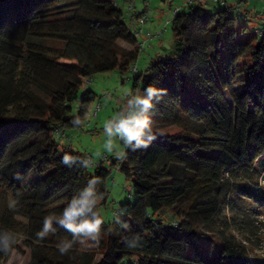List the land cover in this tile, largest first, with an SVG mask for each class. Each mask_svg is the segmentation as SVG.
Listing matches in <instances>:
<instances>
[{
  "label": "trees",
  "instance_id": "obj_1",
  "mask_svg": "<svg viewBox=\"0 0 264 264\" xmlns=\"http://www.w3.org/2000/svg\"><path fill=\"white\" fill-rule=\"evenodd\" d=\"M249 1L174 7L170 49L133 72L141 95L149 85L166 90L151 113L156 136L112 162L133 196L115 221H103L98 243L76 238L62 255L57 244L73 235L53 220L55 231L38 240L44 217H59L93 177L98 211L110 172L57 139L83 126L94 75L136 63L149 40L134 31H144L137 19L147 12L118 0H0V232L16 241L0 264L15 256L13 264H260L221 225L236 198L264 207V22L249 27L257 21ZM208 4L219 8L208 12ZM137 235L138 247L127 248Z\"/></svg>",
  "mask_w": 264,
  "mask_h": 264
},
{
  "label": "rangeland",
  "instance_id": "obj_2",
  "mask_svg": "<svg viewBox=\"0 0 264 264\" xmlns=\"http://www.w3.org/2000/svg\"><path fill=\"white\" fill-rule=\"evenodd\" d=\"M118 3L122 8L128 9L127 2L124 4L122 0H118ZM130 3V11L147 12L149 20L144 24V32L146 33L147 27L150 30L157 29L149 33L156 34L163 31L162 37H155L149 42H145V46L139 49L136 63L130 65L125 73L121 74L116 70L94 75L89 81L88 90L96 95V100L90 107L83 126L67 130L64 133L65 138L57 139L60 146H67L73 151L89 157L91 167L101 164L102 167L109 170V177L105 183L106 200L98 207V212L105 223L115 221L114 214L118 212L119 205L127 202L129 195L133 196L131 181L124 178L112 164L113 160H119L115 153L120 150L124 151L123 142L114 138L113 153H109L105 149V143L108 140L104 131L105 121L110 120L115 113L123 111L131 95L141 94L139 89L133 87V79L136 75L132 68L140 74L145 71L157 54H162L170 49L173 37L171 25L166 21H171L174 7L182 4L180 0L173 1L171 4L173 9L170 12L168 3L162 2V0H130ZM205 8L208 12H214L219 6L208 4L205 5ZM247 8L251 10L252 17L257 18V21L250 22L249 25L251 29H254L252 26L255 25V22H264V0H250ZM141 39L143 38L138 40ZM118 44L125 49H130L126 44ZM49 45L55 46L54 43H49ZM97 105L98 109L96 110ZM72 107L73 114H76L79 110V100L74 102ZM260 160L264 161V156ZM255 166L258 168L257 164ZM258 169L264 170V166H260ZM260 174L257 181L259 185L261 184L260 186L264 187V171H261ZM232 203L233 208L225 209L221 225H229L231 235L248 249L250 257L256 259L260 264H264V207L243 198H236ZM12 260L11 264L19 259L15 256Z\"/></svg>",
  "mask_w": 264,
  "mask_h": 264
},
{
  "label": "clouds",
  "instance_id": "obj_3",
  "mask_svg": "<svg viewBox=\"0 0 264 264\" xmlns=\"http://www.w3.org/2000/svg\"><path fill=\"white\" fill-rule=\"evenodd\" d=\"M165 94V89L149 85L144 90V94L131 95L125 109L115 113L110 120L105 121L104 131L108 137L105 149L109 153H113L114 138H118L123 142V148L131 149L133 152L142 146L147 148L149 141L156 136L151 120V113L155 109L154 101L156 104L160 103L161 96ZM74 123H79V120H75ZM115 155L121 161L127 159L123 150L117 151ZM70 161H73V157L68 154L62 156V164L69 165ZM88 166V161L85 160L83 167L87 168ZM96 183H98V178L96 177L89 180L87 188L81 190L79 194L73 195L67 201L59 217L52 214L46 215L43 229L36 233L37 239L44 240L50 232H54L55 229L52 227L53 220H58V223L69 231L74 238L73 241L63 240L57 244V248L62 255L67 254L72 249L76 238H88L98 243L103 218L98 211H94L97 205L94 190ZM16 204L17 201L13 200L9 207L14 209ZM139 239L140 237L137 235L133 240L127 241L125 246L129 249H135L138 247L136 241ZM15 242L11 234L0 232V251L9 254Z\"/></svg>",
  "mask_w": 264,
  "mask_h": 264
},
{
  "label": "built area",
  "instance_id": "obj_4",
  "mask_svg": "<svg viewBox=\"0 0 264 264\" xmlns=\"http://www.w3.org/2000/svg\"><path fill=\"white\" fill-rule=\"evenodd\" d=\"M174 0H168V2H173ZM183 3L186 4H191V3H195V2H199L200 0H181ZM213 4H218V5H224L227 2L233 1V0H208ZM129 7H131V5H128V10ZM178 8L173 10V13L177 12ZM148 21V15L146 13H143L138 19H137V23L138 25L142 26L145 22ZM134 34L136 37H142L144 36L146 39L150 40L151 38L155 37V36H159L161 33H157L156 35H152L151 33L147 32L144 33L143 28L140 27L139 29L134 31ZM140 46H143V43L140 44ZM132 71H135V69L133 68ZM98 109V105L96 106V110ZM95 115V112H94ZM57 134V132H56Z\"/></svg>",
  "mask_w": 264,
  "mask_h": 264
},
{
  "label": "crops",
  "instance_id": "obj_5",
  "mask_svg": "<svg viewBox=\"0 0 264 264\" xmlns=\"http://www.w3.org/2000/svg\"><path fill=\"white\" fill-rule=\"evenodd\" d=\"M138 13V12H137ZM157 29H154V30H150L148 27L146 28V32H152V31H156ZM145 33V32H144ZM143 39H141V41H142ZM162 49H163V47H162Z\"/></svg>",
  "mask_w": 264,
  "mask_h": 264
}]
</instances>
